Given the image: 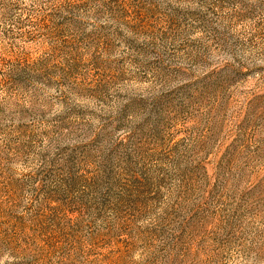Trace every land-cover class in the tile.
<instances>
[{
  "label": "rangeland",
  "instance_id": "obj_1",
  "mask_svg": "<svg viewBox=\"0 0 264 264\" xmlns=\"http://www.w3.org/2000/svg\"><path fill=\"white\" fill-rule=\"evenodd\" d=\"M0 264H264V0H0Z\"/></svg>",
  "mask_w": 264,
  "mask_h": 264
}]
</instances>
